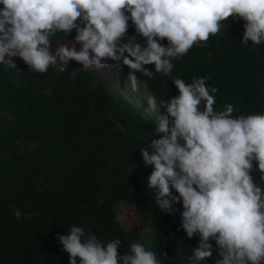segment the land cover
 Returning <instances> with one entry per match:
<instances>
[{
	"label": "trees",
	"instance_id": "1",
	"mask_svg": "<svg viewBox=\"0 0 264 264\" xmlns=\"http://www.w3.org/2000/svg\"><path fill=\"white\" fill-rule=\"evenodd\" d=\"M244 24L233 17L222 21L217 35L173 59L171 76L155 73L150 64L145 67L153 77L137 73V78L158 104L179 94L173 79L191 83L206 77V86L218 89L215 110L231 104L233 117L264 113V42L242 43ZM75 35V30L69 36L58 32L51 40L74 41ZM133 37L146 46L129 20L124 41ZM159 42L168 46L166 39ZM14 64H0V264H69L57 235L67 234L72 225L104 243L120 239V256L130 254L128 247L138 242L154 251L161 264H188L199 234L188 238L181 227L182 202L161 210L147 186L153 169L145 165L141 148L151 154L148 145L160 138L155 120L112 89L117 78H128L127 66L116 69L112 62L86 70L72 60L63 72L50 67L38 73ZM251 175L264 188L255 161ZM122 199L138 219L128 227L114 208ZM146 220L153 222L151 239L145 238ZM210 242L212 256L202 264L222 259L215 241Z\"/></svg>",
	"mask_w": 264,
	"mask_h": 264
},
{
	"label": "clouds",
	"instance_id": "2",
	"mask_svg": "<svg viewBox=\"0 0 264 264\" xmlns=\"http://www.w3.org/2000/svg\"><path fill=\"white\" fill-rule=\"evenodd\" d=\"M0 5V64L15 67L12 58L19 57L30 70L46 73L50 67L63 72L72 60L86 70L112 61L116 69L127 66L133 91L139 90L137 73L154 75L145 65L171 76L173 59L217 35L229 17L245 21L242 43L264 42V0H0ZM129 20L146 46L136 37L124 41ZM73 30L71 47L59 44L53 53L51 38ZM164 39L168 46L159 42ZM172 81L177 96L159 104L154 95L146 96L160 138L148 145L151 154L143 147L141 155L153 169L147 186L156 205L171 211L182 202L181 227L188 238H200L188 264L212 256L210 241L222 256L216 264H264V188L251 175L254 161L264 174V113L233 117L231 104L215 110L218 89L207 87L206 77ZM162 106L167 116L156 115ZM14 215L19 219L22 213L17 209ZM57 239L69 264L77 258L80 264H161L141 243L133 242L130 254L120 256V239L104 243L76 225Z\"/></svg>",
	"mask_w": 264,
	"mask_h": 264
},
{
	"label": "rangeland",
	"instance_id": "3",
	"mask_svg": "<svg viewBox=\"0 0 264 264\" xmlns=\"http://www.w3.org/2000/svg\"><path fill=\"white\" fill-rule=\"evenodd\" d=\"M72 41L73 40L61 42L57 40H52L51 51L54 53L56 51V48L59 46V44H64L71 47ZM75 47L77 51H79L81 46L79 44H76ZM12 62L27 65L19 57L12 58ZM111 63H112L111 61H106L105 67L110 66ZM139 81H140V85L138 91H133L131 84L128 81V78H123V79L117 78L116 82L112 83V89H114L127 104H129L130 106L141 112L145 117L155 120V116L152 113L151 109L149 108V104L146 98L148 93L145 89L144 82L141 80ZM156 115L167 116V111H165L162 108H159V111L156 113ZM114 208L118 220L124 227H128L133 222H137L138 219L135 214V209L134 207L130 206L126 202V200L122 199L115 201ZM145 223H146L145 238L151 239V236L153 234V222L151 220H146Z\"/></svg>",
	"mask_w": 264,
	"mask_h": 264
}]
</instances>
